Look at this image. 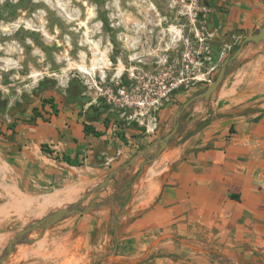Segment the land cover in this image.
Here are the masks:
<instances>
[{"label":"crops","instance_id":"crops-1","mask_svg":"<svg viewBox=\"0 0 264 264\" xmlns=\"http://www.w3.org/2000/svg\"><path fill=\"white\" fill-rule=\"evenodd\" d=\"M212 7L223 41L264 25V0H213ZM222 90L178 115L175 135L146 164L184 96L161 110L156 134L118 125L84 98L0 105V205L20 199L30 213L81 190L76 181L101 179V198L113 192L112 206L123 208L115 231L101 236L100 249L110 252L100 250V264L111 262L109 254L111 264H203L199 255L264 264V108L235 116Z\"/></svg>","mask_w":264,"mask_h":264},{"label":"rangeland","instance_id":"rangeland-1","mask_svg":"<svg viewBox=\"0 0 264 264\" xmlns=\"http://www.w3.org/2000/svg\"><path fill=\"white\" fill-rule=\"evenodd\" d=\"M212 1L0 0V100L28 107L45 98L67 99L74 81L84 87L83 100L104 106L118 125L156 134L161 110L205 91L244 38L217 37ZM173 84L158 111L148 107V89L155 85L161 95ZM221 86L235 116L264 108V41L244 43ZM139 100L144 104L137 105ZM153 115L157 126L146 132L138 120L147 123ZM100 185L101 179L76 181L81 190L45 207L33 205L30 213L20 199L16 206L0 205V257L14 240L0 264H100L101 236L115 231L123 208L112 206L113 192L101 198L107 187ZM59 209L85 210L45 228V219ZM199 256L203 264L217 259Z\"/></svg>","mask_w":264,"mask_h":264},{"label":"water","instance_id":"water-1","mask_svg":"<svg viewBox=\"0 0 264 264\" xmlns=\"http://www.w3.org/2000/svg\"><path fill=\"white\" fill-rule=\"evenodd\" d=\"M259 41H264V25L254 34H250V35H246L244 36V38L242 39L239 47L233 52V54L229 57H226L223 62L222 65L217 73V76L215 77V79L211 82V84L207 87V89L201 93H197L195 95H193L191 98H189L188 100H186L180 107L179 109L176 111V113L174 114L173 117V124H172V128L171 130L166 133L165 135H163L162 137H158L157 143L155 145H157L156 150L146 158L145 164L146 163H150L151 161H153L156 156L162 151V149L168 144V142L172 139V137L175 135L177 128H178V115H180L181 113H183L186 108H188L191 104L192 101L196 100V99H205L207 100L208 98H210V96L217 90L218 86L221 84V82L224 79V75L226 72V67L227 64L232 60L235 59L242 51L243 45L244 43H248V42H259ZM194 103V102H193ZM142 153L144 151H141ZM152 155H154L153 158H150ZM101 187L105 186V182L101 183L100 185ZM85 209L83 210H77V209H72V210H68V209H59L57 210L53 215H51L50 217H48V220L46 221V223L44 224V227L47 228L49 225L55 223L60 217L79 211V212H83ZM43 223V222H42ZM36 225H33V227H35ZM28 231V230H26ZM14 241V240H13ZM11 241L8 244L7 249H5L2 252V255L0 257V262L7 256V254L10 251V248L12 246V242Z\"/></svg>","mask_w":264,"mask_h":264},{"label":"built area","instance_id":"built-area-1","mask_svg":"<svg viewBox=\"0 0 264 264\" xmlns=\"http://www.w3.org/2000/svg\"><path fill=\"white\" fill-rule=\"evenodd\" d=\"M175 86L176 85L173 84L172 87H168L166 93H163L161 95L158 92L155 93V91H154L156 89L155 85L152 88L148 89L152 93V97L150 98L149 101H147L148 107L152 108V110L154 112L158 111L160 106L163 103V98H164V100H167L168 99V97H166L167 93H169ZM143 104H144V101L139 100L137 102V105H139V106H141ZM149 108H148V110H150ZM151 118L152 119L148 120L147 123H145L142 120H138L139 123L145 127L146 132L153 131L157 126V118L155 117V115H153Z\"/></svg>","mask_w":264,"mask_h":264},{"label":"trees","instance_id":"trees-1","mask_svg":"<svg viewBox=\"0 0 264 264\" xmlns=\"http://www.w3.org/2000/svg\"><path fill=\"white\" fill-rule=\"evenodd\" d=\"M248 43H251V42H248ZM82 91H84V87H82L79 83L77 84L74 81H72L69 84L68 89H67V94H68L69 100L74 101V100H81V99H83V95H81ZM198 100H200V99H196V100L192 101V103L195 102V101H198ZM52 101H53L52 98H47V99L45 98V99L42 100L41 104H42V106L45 103H50L51 104ZM52 107H53V110H56L53 105H52ZM83 130L86 133H92L95 136H100L101 135V132L95 131V130L91 129L89 126H87V125H84ZM153 157H154V155H152L151 157H149V159L150 158H153ZM142 260H144V259H141V261ZM215 260L218 261L220 264H223L222 261H220L218 258L215 259Z\"/></svg>","mask_w":264,"mask_h":264},{"label":"bare ground","instance_id":"bare-ground-1","mask_svg":"<svg viewBox=\"0 0 264 264\" xmlns=\"http://www.w3.org/2000/svg\"><path fill=\"white\" fill-rule=\"evenodd\" d=\"M95 65V64H94ZM93 68V67H92ZM91 68V69H92ZM78 69L82 72V73H85V74H88L89 71L87 70V68L83 65H78ZM67 194L69 195V192H67Z\"/></svg>","mask_w":264,"mask_h":264},{"label":"flooded vegetation","instance_id":"flooded-vegetation-1","mask_svg":"<svg viewBox=\"0 0 264 264\" xmlns=\"http://www.w3.org/2000/svg\"><path fill=\"white\" fill-rule=\"evenodd\" d=\"M67 96H68V94H67ZM68 100H69V98H67ZM5 105L6 104V101H2V100H0V105ZM97 107L99 108V109H101L102 111H105V107L104 106H102V105H97Z\"/></svg>","mask_w":264,"mask_h":264}]
</instances>
